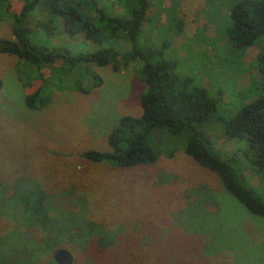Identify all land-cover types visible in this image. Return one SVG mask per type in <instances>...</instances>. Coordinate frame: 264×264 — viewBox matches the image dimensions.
<instances>
[{
  "label": "rangeland",
  "instance_id": "374dc122",
  "mask_svg": "<svg viewBox=\"0 0 264 264\" xmlns=\"http://www.w3.org/2000/svg\"><path fill=\"white\" fill-rule=\"evenodd\" d=\"M9 1L16 13L26 0ZM235 1L150 0L149 35L142 38L149 48L167 43L165 55L177 62L182 80L208 88L213 96L223 94L205 133L217 154L237 155L257 186L244 139L225 134L230 118L264 91L261 83L248 89L256 48L232 49L223 38ZM10 22L3 14L1 38H12ZM85 68L90 73L80 89H70L79 76L63 62L43 65L41 78L17 57L0 54V203L6 201L4 189L20 192L22 180H31L54 204L50 222H60L49 228L60 245L30 257L32 262L59 264L54 253L63 249L71 259L63 264H264V218L250 214L213 172L187 156L179 137L155 130L151 142L157 160L151 165L114 168L79 156L109 150L107 136L119 119L142 114L136 64L118 72L110 66ZM42 82L50 99L29 109L25 97ZM19 209L14 218L1 217L0 264H11L13 254L23 260L18 246L41 233L35 237L29 231V236L24 223L16 224Z\"/></svg>",
  "mask_w": 264,
  "mask_h": 264
},
{
  "label": "trees",
  "instance_id": "16d2710c",
  "mask_svg": "<svg viewBox=\"0 0 264 264\" xmlns=\"http://www.w3.org/2000/svg\"><path fill=\"white\" fill-rule=\"evenodd\" d=\"M149 6L150 0H26L15 13L9 0H0V20L3 14L10 19L12 34L11 39L0 37V54L17 57L26 68L39 72L41 78L43 65L63 62L69 72L79 76L68 85L70 89H80L81 81L90 73L87 65L110 66L118 72L136 64V75L143 86L139 96L142 114L119 119L107 136L109 150H86L79 156L114 168L151 165L157 160L152 133L163 131L166 138L179 137V147L185 154L213 172L224 190L250 214L264 218V91L246 103L225 126L228 137L245 141L251 173L259 179V185L254 186L245 176L237 155L217 154L205 133V126L220 101H224L223 94L213 96L208 88L182 80L177 62L165 55L166 42L156 49L144 44L146 39L142 37L149 35L145 29ZM228 11L225 42L232 49L256 48L249 72L246 70L250 76L248 89L252 91L257 84H264V0H236ZM79 37L83 41L78 42ZM122 42L128 47H123ZM1 85L0 82V88ZM49 99L46 83L42 82L25 97V104L34 110ZM25 181L21 182L24 185L20 192L4 189L6 201L0 203V222L3 223L2 216L14 218L11 214L19 205L21 223L15 221L16 224L24 223L29 236V231L35 237L37 231L41 233L18 246L23 260H17L13 254L7 260L11 264H34L30 257L60 245L58 236H49L51 225L60 227L57 219L50 222L48 217L54 209L49 194L31 180ZM8 202L11 206L5 207Z\"/></svg>",
  "mask_w": 264,
  "mask_h": 264
},
{
  "label": "water",
  "instance_id": "95a60500",
  "mask_svg": "<svg viewBox=\"0 0 264 264\" xmlns=\"http://www.w3.org/2000/svg\"><path fill=\"white\" fill-rule=\"evenodd\" d=\"M54 259L57 263L59 264H63L64 261L68 260L70 262V254L68 253V251L60 249L57 250L54 253Z\"/></svg>",
  "mask_w": 264,
  "mask_h": 264
}]
</instances>
